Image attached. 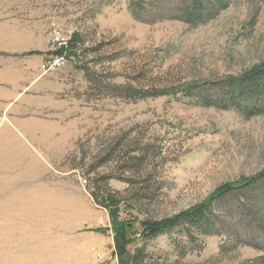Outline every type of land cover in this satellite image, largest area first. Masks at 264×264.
<instances>
[{
    "label": "rangeland",
    "instance_id": "374dc122",
    "mask_svg": "<svg viewBox=\"0 0 264 264\" xmlns=\"http://www.w3.org/2000/svg\"><path fill=\"white\" fill-rule=\"evenodd\" d=\"M177 5L0 0V264H119L106 199L139 229L264 172V101L244 110L227 84L264 66V0L195 24ZM128 250L264 264V179Z\"/></svg>",
    "mask_w": 264,
    "mask_h": 264
},
{
    "label": "trees",
    "instance_id": "16d2710c",
    "mask_svg": "<svg viewBox=\"0 0 264 264\" xmlns=\"http://www.w3.org/2000/svg\"><path fill=\"white\" fill-rule=\"evenodd\" d=\"M169 1L173 3L177 2L178 5L176 7V11L178 14V19L188 24L202 22L206 18H209L216 14L225 6V0ZM135 8L136 7H132V10L134 12H136L137 10ZM143 8H145V6ZM79 42L80 39H76V41H71V44L69 43V46H71L73 50H76ZM71 47L70 54H73L74 52H72ZM227 81L229 82L227 84L230 85L231 99H237V102H239L241 106H243L244 110L248 111L253 110V108L256 107L260 108L257 105L261 104L264 101V66L254 70V72L247 74L241 79L233 78ZM191 91L192 88H190L188 93H190ZM148 95L157 96L159 95V92H147L141 96L146 97ZM261 179H264V172L238 185H225L214 192L211 198L203 205L192 210L182 212L178 216L170 219H164L161 221H144L140 224L139 229L136 226L135 221H120L117 218V214L119 211L118 202L113 198L106 199L104 201V204L106 205V208L110 212L112 218V231L114 234L116 254L119 259V264H132V261H130L128 247L135 241L137 235H140L143 239H153L159 235H163L164 233L179 227L183 223L202 220L205 216L206 210L218 199L222 198L232 191L252 186Z\"/></svg>",
    "mask_w": 264,
    "mask_h": 264
},
{
    "label": "built area",
    "instance_id": "2783aa9c",
    "mask_svg": "<svg viewBox=\"0 0 264 264\" xmlns=\"http://www.w3.org/2000/svg\"><path fill=\"white\" fill-rule=\"evenodd\" d=\"M63 63H64L63 59H57V60L54 62V65H55V66H61ZM44 67H46V66H44Z\"/></svg>",
    "mask_w": 264,
    "mask_h": 264
}]
</instances>
